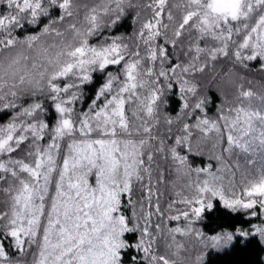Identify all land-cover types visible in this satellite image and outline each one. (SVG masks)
Masks as SVG:
<instances>
[{"label": "snow or ice", "instance_id": "snow-or-ice-1", "mask_svg": "<svg viewBox=\"0 0 264 264\" xmlns=\"http://www.w3.org/2000/svg\"><path fill=\"white\" fill-rule=\"evenodd\" d=\"M214 256L264 264V0H0V264Z\"/></svg>", "mask_w": 264, "mask_h": 264}, {"label": "trees", "instance_id": "trees-1", "mask_svg": "<svg viewBox=\"0 0 264 264\" xmlns=\"http://www.w3.org/2000/svg\"><path fill=\"white\" fill-rule=\"evenodd\" d=\"M233 256H229V257H211V264H225V261L233 259ZM242 259V257H241Z\"/></svg>", "mask_w": 264, "mask_h": 264}]
</instances>
